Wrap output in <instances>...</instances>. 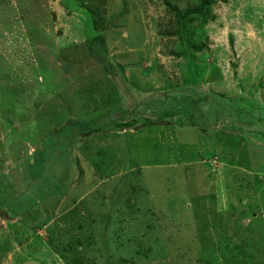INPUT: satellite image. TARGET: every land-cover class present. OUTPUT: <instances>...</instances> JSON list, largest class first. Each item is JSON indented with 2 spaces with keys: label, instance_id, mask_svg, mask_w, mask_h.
<instances>
[{
  "label": "rangeland",
  "instance_id": "374dc122",
  "mask_svg": "<svg viewBox=\"0 0 264 264\" xmlns=\"http://www.w3.org/2000/svg\"><path fill=\"white\" fill-rule=\"evenodd\" d=\"M0 264H264V0H0Z\"/></svg>",
  "mask_w": 264,
  "mask_h": 264
},
{
  "label": "trees",
  "instance_id": "16d2710c",
  "mask_svg": "<svg viewBox=\"0 0 264 264\" xmlns=\"http://www.w3.org/2000/svg\"><path fill=\"white\" fill-rule=\"evenodd\" d=\"M167 119V117L166 116H163V117H161V119H158V121H154V122H149L148 124L150 125V124H165V120ZM192 120V119H191ZM193 124H194V122H192ZM168 124V123H167ZM75 125H77V126H84V124L83 123H75ZM119 126H126V127H131L132 125L129 123H127V124H124V125H119Z\"/></svg>",
  "mask_w": 264,
  "mask_h": 264
}]
</instances>
